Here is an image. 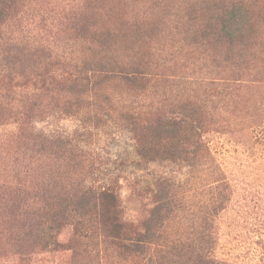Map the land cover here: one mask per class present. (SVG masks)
<instances>
[{"label": "trees", "instance_id": "16d2710c", "mask_svg": "<svg viewBox=\"0 0 264 264\" xmlns=\"http://www.w3.org/2000/svg\"><path fill=\"white\" fill-rule=\"evenodd\" d=\"M27 1L0 0V91L22 93L19 111L10 114L19 144L16 179L0 185V248L4 238V245L23 256L61 248L95 264H229L214 257V218L227 200L223 186L211 209L191 214L182 185L159 179L144 192L150 196L146 215L128 221L117 194L85 185L91 162L74 137H48L35 130L33 120L51 109L118 113L146 161L182 162L191 173L213 165L203 138L207 118L257 69L252 61L264 54V0H181L176 7L175 0H141L147 11L135 17L105 0H85L84 11L65 23L71 36L57 32L79 43L86 54L79 61L53 57L31 38L14 36L11 28L23 20ZM168 25L180 36L177 50L155 56L134 44L113 48L129 33L153 37ZM260 68L258 75L264 74ZM176 84L196 89L177 98L171 95ZM110 86L121 93H111ZM4 98L0 125L9 119ZM66 227L72 237L62 243L58 237Z\"/></svg>", "mask_w": 264, "mask_h": 264}, {"label": "rangeland", "instance_id": "374dc122", "mask_svg": "<svg viewBox=\"0 0 264 264\" xmlns=\"http://www.w3.org/2000/svg\"><path fill=\"white\" fill-rule=\"evenodd\" d=\"M84 1L29 0L21 10L23 20L14 24L11 30L18 38L28 37L37 43L35 46L46 47L53 57L64 55L68 59L82 60L86 54L79 51V43L67 42L64 38L68 36L66 21L72 20L74 12L84 11ZM180 2L175 0L174 6ZM105 3L127 17L147 11L141 0H105ZM145 6L148 9V4ZM99 19L103 22L101 13ZM57 32H65L66 36H57ZM131 35L129 33L126 42H118L113 48L126 45L129 48L134 44L140 53L147 54L152 50L155 56H160L170 47L177 50L179 46L176 42L180 36H176L169 25L153 37L148 33L137 37ZM259 47L264 49V27L260 31ZM252 64L257 67L254 74L244 79L239 91L221 99L216 116L208 115L203 138L210 149L213 165L201 166L192 173L182 162L141 158L136 150V140L118 113L93 112L87 108L65 113L51 109L41 118L36 117L33 125L36 131L48 137H74L91 162L90 177L86 178L85 185L117 194L121 201V215L128 221L146 215L150 196L144 192L159 179L182 185L183 205L191 214L211 209L215 195L222 193L223 186L227 200L214 218V257L229 264H264V74H257L262 72L260 67H264V54L255 55ZM109 88L111 93H121L114 86ZM194 89L196 87L192 86L184 90L176 84L171 95L190 97ZM21 94L18 90L0 91V96L5 97V115H9V119L0 125V185L14 183L16 179L14 160L18 155V125L10 114L19 111L17 101ZM45 164L50 166L51 163L47 161ZM1 222L6 220L1 219ZM4 228H0V234L5 233ZM71 234L72 229L66 227L58 239L66 243ZM2 243L0 264H95L92 260L75 256L72 249H37L23 256L4 245V238ZM71 245L73 247V242Z\"/></svg>", "mask_w": 264, "mask_h": 264}]
</instances>
